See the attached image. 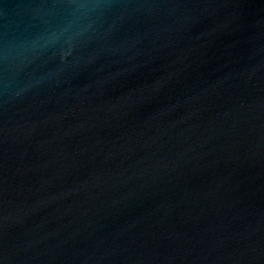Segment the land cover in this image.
I'll return each instance as SVG.
<instances>
[{"label": "water", "instance_id": "water-1", "mask_svg": "<svg viewBox=\"0 0 264 264\" xmlns=\"http://www.w3.org/2000/svg\"><path fill=\"white\" fill-rule=\"evenodd\" d=\"M0 264H264V0H0Z\"/></svg>", "mask_w": 264, "mask_h": 264}]
</instances>
